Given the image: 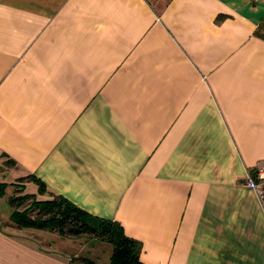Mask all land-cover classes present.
I'll list each match as a JSON object with an SVG mask.
<instances>
[{
	"label": "crops",
	"instance_id": "1",
	"mask_svg": "<svg viewBox=\"0 0 264 264\" xmlns=\"http://www.w3.org/2000/svg\"><path fill=\"white\" fill-rule=\"evenodd\" d=\"M263 33L264 0H0V164L145 264H264ZM63 245L0 226V264Z\"/></svg>",
	"mask_w": 264,
	"mask_h": 264
},
{
	"label": "trees",
	"instance_id": "2",
	"mask_svg": "<svg viewBox=\"0 0 264 264\" xmlns=\"http://www.w3.org/2000/svg\"><path fill=\"white\" fill-rule=\"evenodd\" d=\"M261 37L264 38V33ZM6 189L7 184L0 183V198L5 197ZM40 189L41 195L47 193L43 185ZM22 191L25 192L24 186ZM28 201H31L30 206L20 210ZM9 204L13 210L11 221L18 229L57 231L65 237L94 236L112 246L110 264H145L140 260L138 243L126 236L119 223L93 218L63 198L38 199L25 192L23 196L9 199ZM34 211L35 217L31 215ZM73 262L97 264L89 258H74Z\"/></svg>",
	"mask_w": 264,
	"mask_h": 264
},
{
	"label": "rangeland",
	"instance_id": "3",
	"mask_svg": "<svg viewBox=\"0 0 264 264\" xmlns=\"http://www.w3.org/2000/svg\"><path fill=\"white\" fill-rule=\"evenodd\" d=\"M9 163L0 164V183L7 184L6 195L4 198H0V226L4 227L8 232L13 234H18L23 237L31 238L37 242L43 248L49 249L63 248V244L69 240L72 246L68 247L70 254L77 253L79 258H86L88 255V248L98 247L99 252H92L96 254L97 258L94 261L97 264H109L110 257L112 254V246L108 243L99 241L94 236L83 235L81 237H65L60 235L57 231H48V230H36V229H18L14 223L11 221L12 208L9 204V199L15 196H23L25 192L22 191L23 183L19 180H14L9 177L8 171L10 169ZM39 199V198H38ZM31 201L25 203L20 210H24L29 207ZM36 211L32 212L31 215L35 217ZM72 240L74 244L71 243ZM60 247V248H59ZM66 247V245H65ZM88 247V248H86ZM88 258V257H87ZM74 260V259H73ZM77 264H79L77 262Z\"/></svg>",
	"mask_w": 264,
	"mask_h": 264
},
{
	"label": "built area",
	"instance_id": "4",
	"mask_svg": "<svg viewBox=\"0 0 264 264\" xmlns=\"http://www.w3.org/2000/svg\"><path fill=\"white\" fill-rule=\"evenodd\" d=\"M246 185L257 195L262 209L264 210V167L258 166L255 175L248 176Z\"/></svg>",
	"mask_w": 264,
	"mask_h": 264
}]
</instances>
